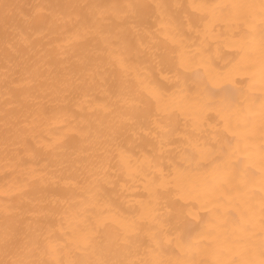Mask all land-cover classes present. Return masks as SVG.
<instances>
[{
    "label": "bare ground",
    "instance_id": "1",
    "mask_svg": "<svg viewBox=\"0 0 264 264\" xmlns=\"http://www.w3.org/2000/svg\"><path fill=\"white\" fill-rule=\"evenodd\" d=\"M259 4L0 0V264L259 261Z\"/></svg>",
    "mask_w": 264,
    "mask_h": 264
},
{
    "label": "snow or ice",
    "instance_id": "2",
    "mask_svg": "<svg viewBox=\"0 0 264 264\" xmlns=\"http://www.w3.org/2000/svg\"><path fill=\"white\" fill-rule=\"evenodd\" d=\"M233 7H245L248 9L255 10L256 5H242V6H233ZM259 8V30H260V51H261V62L264 65V0H260ZM250 18H246V23L248 24V35L251 36L255 30L256 25L254 23L255 16L250 13ZM247 46H250V41H245ZM264 73V69H262ZM261 120H262V130H264V102L261 104ZM262 211H264V204H262ZM261 227H260V259L259 261L249 260L245 261L244 264H264V216L261 218ZM15 264H23V262H15Z\"/></svg>",
    "mask_w": 264,
    "mask_h": 264
}]
</instances>
